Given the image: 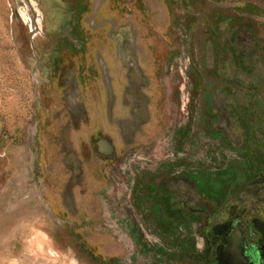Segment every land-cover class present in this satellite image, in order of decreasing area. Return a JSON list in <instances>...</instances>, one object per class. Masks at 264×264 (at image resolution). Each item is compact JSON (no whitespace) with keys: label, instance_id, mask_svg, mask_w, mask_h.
<instances>
[{"label":"rangeland","instance_id":"obj_1","mask_svg":"<svg viewBox=\"0 0 264 264\" xmlns=\"http://www.w3.org/2000/svg\"><path fill=\"white\" fill-rule=\"evenodd\" d=\"M0 264H264V0H0Z\"/></svg>","mask_w":264,"mask_h":264}]
</instances>
